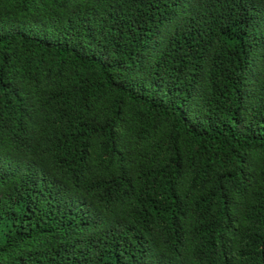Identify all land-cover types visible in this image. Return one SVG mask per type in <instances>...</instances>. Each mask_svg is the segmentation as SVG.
<instances>
[{"label":"trees","instance_id":"trees-1","mask_svg":"<svg viewBox=\"0 0 264 264\" xmlns=\"http://www.w3.org/2000/svg\"><path fill=\"white\" fill-rule=\"evenodd\" d=\"M0 264H264V0H0Z\"/></svg>","mask_w":264,"mask_h":264}]
</instances>
